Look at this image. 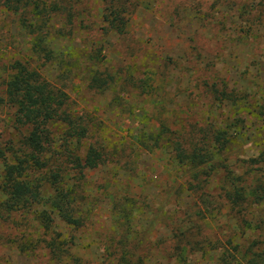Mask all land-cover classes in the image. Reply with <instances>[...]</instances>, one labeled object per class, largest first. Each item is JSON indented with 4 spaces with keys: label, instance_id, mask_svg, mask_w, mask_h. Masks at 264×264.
<instances>
[{
    "label": "rangeland",
    "instance_id": "rangeland-1",
    "mask_svg": "<svg viewBox=\"0 0 264 264\" xmlns=\"http://www.w3.org/2000/svg\"><path fill=\"white\" fill-rule=\"evenodd\" d=\"M258 1L128 0L131 11L120 34L107 28L97 14L100 0L87 2L92 22L76 28L70 42L57 39L55 53L66 56L69 48L74 53L100 52L103 59L94 67L117 72L118 89L99 94L85 87L84 58H77L65 84L76 107L102 122L106 143L113 148L111 144L118 142L124 148L81 179L84 191L79 204L89 210L87 222L69 231L56 221L52 235L57 239L60 233L58 240L69 246L68 255H57L42 242L19 251L17 243L45 235L34 219L14 214L0 217V264H119L110 251L123 237L131 263L141 257L144 264H216V258L219 264L222 254L230 253L232 264H264V122H256L243 110L246 118H252L250 127L233 134L232 146L223 153L231 163L228 168L240 176L243 195L236 208L227 200L223 170L206 184L208 198L202 202L180 186L188 171L174 163L165 139L157 144L147 141L149 127L163 128L159 119L168 123L165 131L182 130L195 120L234 119L226 101H211L205 87L214 81L226 91L248 90L251 99L242 92L248 103L255 100L264 109V8L261 12L255 8ZM250 5L254 10H248ZM254 22L261 26L256 33L248 29ZM27 39L15 16L0 10V78L9 58L30 54ZM258 69L259 84L246 89L256 80ZM149 72H153V90L138 95L132 81ZM48 73L53 76L54 71ZM10 124L9 109L0 104L1 139L13 137ZM132 134L148 145L135 147ZM112 196L130 208V225L118 221ZM182 235L192 240L195 249L204 246L205 250H186L182 259L175 254V247L186 242Z\"/></svg>",
    "mask_w": 264,
    "mask_h": 264
},
{
    "label": "trees",
    "instance_id": "trees-1",
    "mask_svg": "<svg viewBox=\"0 0 264 264\" xmlns=\"http://www.w3.org/2000/svg\"><path fill=\"white\" fill-rule=\"evenodd\" d=\"M88 1L0 0V10L13 14L16 25L28 36L26 51L30 53L28 56L9 58L5 73L0 78V104L9 109V121L14 130L13 137L0 138V217L18 214L32 218L37 222L41 234L45 235V238H26L17 243L16 247L21 252L42 242L57 255L69 254V246L64 240H58L60 233L56 234L57 239L52 235L53 227L58 222L71 231L87 222L89 210H84L79 204L81 192L84 191L81 179L88 170L105 164L115 151H123L124 148L118 142L111 144L113 148L106 143L102 122L94 120L95 117L83 107H76L77 103L69 97L65 84L74 73L73 68L77 67V58H84L81 78L85 87L99 94L108 88L112 91L118 89L115 85L121 82L115 76L117 72L110 74L94 67L103 59L100 52L84 49L74 53L75 50L69 48L67 57H60L54 49L57 39H68L70 42L76 28L83 25L86 28L92 22ZM127 1L100 0L101 8L97 12L106 27L119 34L123 32L131 11ZM255 8L261 12L264 0L256 2ZM248 10H254V7L250 5ZM248 25L249 31L254 33L261 29L258 22ZM50 71H54L53 76L48 73ZM257 71L256 80H251L246 89L259 84L261 70ZM152 74L149 72L136 81L131 80L138 95L151 93ZM216 83L214 81L205 89L211 101H226L230 105L234 119L228 122L226 119L208 120L204 123L195 120L188 123L187 128L168 131H165L168 123L159 119L163 128L157 131L149 127L147 141L157 144L158 140L165 139L174 163L184 172L188 171L180 186L183 185L184 191H189L202 202L208 198L206 184L214 173L223 170L222 180L227 182L228 187L227 190L224 188L227 200L232 208H236L240 206L243 195L240 176L228 168L231 163L223 157V153L232 146L233 134L250 127V119L261 124L264 122V109L255 100L248 103L246 98L252 97L248 90L236 93V88H232V91H226L224 85ZM242 92L247 95L246 98ZM243 110L252 118H246ZM140 123H144L143 120ZM180 125L183 126L182 123ZM144 127L148 126L144 124ZM135 135L131 136L135 147L148 145L146 140ZM106 195L110 197L108 193ZM113 196L110 201L118 221L130 225L133 213ZM181 237L186 242L175 247V254L178 253L182 259L187 251L205 250L204 246L195 249L187 235ZM200 237L205 242V236ZM126 240V237L117 239V248L110 251L114 253L113 257L119 264H144L140 256L131 263ZM231 257L230 253L222 254L219 264H232Z\"/></svg>",
    "mask_w": 264,
    "mask_h": 264
}]
</instances>
